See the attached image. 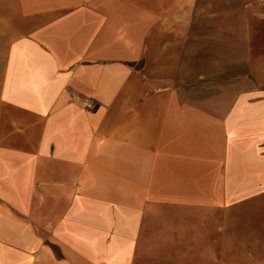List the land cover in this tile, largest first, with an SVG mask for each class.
<instances>
[{
  "label": "crops",
  "instance_id": "obj_1",
  "mask_svg": "<svg viewBox=\"0 0 264 264\" xmlns=\"http://www.w3.org/2000/svg\"><path fill=\"white\" fill-rule=\"evenodd\" d=\"M0 264H264V0H0Z\"/></svg>",
  "mask_w": 264,
  "mask_h": 264
},
{
  "label": "built area",
  "instance_id": "obj_2",
  "mask_svg": "<svg viewBox=\"0 0 264 264\" xmlns=\"http://www.w3.org/2000/svg\"><path fill=\"white\" fill-rule=\"evenodd\" d=\"M81 105L88 111H95L97 109V103L90 98H81Z\"/></svg>",
  "mask_w": 264,
  "mask_h": 264
}]
</instances>
